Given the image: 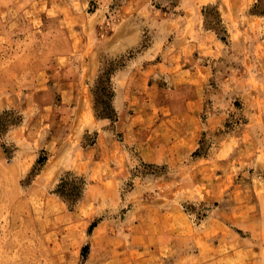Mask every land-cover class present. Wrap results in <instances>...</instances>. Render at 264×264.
<instances>
[{
	"label": "rangeland",
	"instance_id": "obj_1",
	"mask_svg": "<svg viewBox=\"0 0 264 264\" xmlns=\"http://www.w3.org/2000/svg\"><path fill=\"white\" fill-rule=\"evenodd\" d=\"M132 1L0 0V264H264V0L229 20L213 4ZM186 13L218 41L190 151L175 144L179 121L132 140L121 116L133 109L116 105L119 71L186 61L170 47ZM123 18L141 39L111 54L101 44ZM148 82L140 110L157 116L196 95ZM149 135L154 161L139 143Z\"/></svg>",
	"mask_w": 264,
	"mask_h": 264
},
{
	"label": "crops",
	"instance_id": "obj_2",
	"mask_svg": "<svg viewBox=\"0 0 264 264\" xmlns=\"http://www.w3.org/2000/svg\"><path fill=\"white\" fill-rule=\"evenodd\" d=\"M139 1L150 2L151 0ZM253 1L254 0H180L179 7L182 6L183 8L194 9L196 10L195 12H198L199 9L202 10L206 6H212L213 4L218 10H222L226 19L229 20V12L232 9L249 10L252 7ZM132 2L136 3L137 0H133ZM224 14H222V16ZM175 21L177 23L181 22L182 25L186 27H182L175 34L173 33L174 36L171 41L173 44L171 43L170 47L171 50L177 51L175 52L176 56H185L186 61L180 65H175V63L157 65L154 63L146 70L139 72L134 71L132 68L119 71V75L116 78V105L121 114L123 113L125 105H129V108L133 109V113L128 114V116H121V121L125 122V120H127L126 135H131L132 140H139L141 137V130L150 127L152 125L151 121H156L158 119L167 122L179 121L182 122L184 129L182 133H180V139H178L175 144L180 145L182 151H190L197 146V140L203 129L200 123L201 111L205 101L203 97V88L208 80L214 77L215 71L217 72L215 66H217L218 63L214 61V58L218 48V41L207 32L205 33V18L201 15L194 16L186 13ZM159 38H161V36ZM164 38H166V34H164L163 39ZM140 39L141 34L139 27L133 23L131 19L123 18L114 28V32L103 39L101 47L111 54H122L137 45ZM91 50L93 49L91 48ZM94 53L95 52H93V59L89 62L90 68L87 67V70L91 73H95L97 70V58L96 55L94 58ZM194 57H196L195 60H193ZM207 59L208 63H205ZM192 60L195 64H191ZM157 69L161 70L156 72ZM156 75L164 76L169 83H178L181 88L194 89L196 95L193 97H185L183 100V110L179 113H166L160 115V117L152 111L143 112L140 110L139 95L141 91L145 89V84L147 87L149 84L148 81L152 76ZM229 78L231 77H227L225 80L228 81ZM168 126L171 128V123L170 125L164 124L163 128L167 129ZM174 127L175 125L172 124L171 131H173ZM139 143L143 154L148 155L145 159L154 161L155 159H153L154 155L152 153L156 154L159 150L153 146V137L149 135L144 141ZM259 183V189L261 193H264V185L261 182ZM254 191L258 193L259 196L261 195L256 186ZM214 248L215 246L212 243L211 249H213V251ZM216 258L217 256H213L211 258V263L207 260L206 264H215Z\"/></svg>",
	"mask_w": 264,
	"mask_h": 264
},
{
	"label": "trees",
	"instance_id": "obj_3",
	"mask_svg": "<svg viewBox=\"0 0 264 264\" xmlns=\"http://www.w3.org/2000/svg\"><path fill=\"white\" fill-rule=\"evenodd\" d=\"M63 182V180H62ZM64 187V183H61L58 187V190H57V194L64 200L66 201L67 203L71 204V206H74V204H76V202L79 200L80 198V195L79 193L75 192L74 190L72 191H67L65 189H63ZM95 224H93L91 226L94 227Z\"/></svg>",
	"mask_w": 264,
	"mask_h": 264
}]
</instances>
